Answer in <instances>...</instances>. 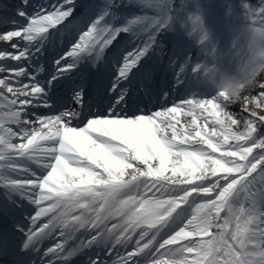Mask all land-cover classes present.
I'll list each match as a JSON object with an SVG mask.
<instances>
[{
	"label": "snow or ice",
	"instance_id": "snow-or-ice-1",
	"mask_svg": "<svg viewBox=\"0 0 264 264\" xmlns=\"http://www.w3.org/2000/svg\"><path fill=\"white\" fill-rule=\"evenodd\" d=\"M182 5L0 3V264H264V80L232 101L176 65ZM245 8L264 30V0Z\"/></svg>",
	"mask_w": 264,
	"mask_h": 264
},
{
	"label": "clouds",
	"instance_id": "clouds-1",
	"mask_svg": "<svg viewBox=\"0 0 264 264\" xmlns=\"http://www.w3.org/2000/svg\"><path fill=\"white\" fill-rule=\"evenodd\" d=\"M246 45L247 56L234 70L226 68L224 60L211 53L196 65L201 81L232 101L241 100L246 92L261 86L264 76V30L249 31Z\"/></svg>",
	"mask_w": 264,
	"mask_h": 264
},
{
	"label": "trees",
	"instance_id": "trees-1",
	"mask_svg": "<svg viewBox=\"0 0 264 264\" xmlns=\"http://www.w3.org/2000/svg\"><path fill=\"white\" fill-rule=\"evenodd\" d=\"M246 2L247 0H176L177 5L181 3H183V5L182 10L178 13L179 19L175 21L178 26L177 30L174 32V38L191 43L198 40V35H188L191 30V25L187 23L189 14H198L202 19L203 29L208 36V43H211L212 45H210L212 47H214L215 44H217L216 46H220L222 49L218 48L220 49L222 57L230 58L234 53H229L230 46L227 44V40H224L223 37L221 38L220 35L217 34V28L219 27V21L222 19H226V27L230 25L237 27V25L240 24V32L244 34L243 41L246 42L249 29L248 15L245 8ZM211 12L212 14L208 16ZM148 14H151V12ZM182 22L185 23L184 27H181ZM172 26L169 29H171ZM217 38L220 40L218 41ZM231 46L234 47V44Z\"/></svg>",
	"mask_w": 264,
	"mask_h": 264
},
{
	"label": "rangeland",
	"instance_id": "rangeland-1",
	"mask_svg": "<svg viewBox=\"0 0 264 264\" xmlns=\"http://www.w3.org/2000/svg\"><path fill=\"white\" fill-rule=\"evenodd\" d=\"M0 2H3V0H0ZM211 14L212 12L209 13L208 16H210ZM225 22H226V19H222L219 21V27L217 28V34H219L221 38L223 37L224 40H227V44L230 46L229 53L233 54L235 53L236 48H245L246 42L243 41L244 34L240 32V28H241L240 24H238L237 27L231 26V25L226 27ZM170 32H171V29L161 34L160 43L162 47L165 49V52L167 53V55L171 57L172 60L175 61L176 65H179L181 63H186L188 57H192L196 61L204 60L207 58L205 54L206 51L211 50L213 48L211 46L212 44L210 43L211 44L210 45L208 43V40H206V42H204L203 45L199 44V46L192 45L189 42L182 43L181 41H179V39L171 40ZM217 40L219 41L220 39L217 38ZM233 44L235 47L231 46ZM216 45L217 44H215L214 47L217 50L218 55L220 56L221 54H220L219 48L221 47L216 46ZM245 51H246V48H245ZM232 57L237 58L238 56L233 54L231 58ZM158 58L160 59L159 52H157V54L154 55L150 61H148V65L150 64L151 61H153L154 63ZM181 58H183V60ZM242 59H244V57H241V59L239 57V59H231L228 61L224 60L225 67L228 68L229 70H234V68L241 62ZM159 65H160L159 68H163V70H165V67L167 66V61L165 60L164 62H161L160 60ZM261 79L264 80V78L262 77ZM261 114H264V113H261ZM184 119L187 120L188 118H184Z\"/></svg>",
	"mask_w": 264,
	"mask_h": 264
},
{
	"label": "bare ground",
	"instance_id": "bare-ground-1",
	"mask_svg": "<svg viewBox=\"0 0 264 264\" xmlns=\"http://www.w3.org/2000/svg\"><path fill=\"white\" fill-rule=\"evenodd\" d=\"M13 1L15 2V1H17V0H13ZM262 78H264V76H262ZM238 107H239V105L236 106V108H238ZM184 118H185V117H182V122L186 123L187 120H185Z\"/></svg>",
	"mask_w": 264,
	"mask_h": 264
}]
</instances>
